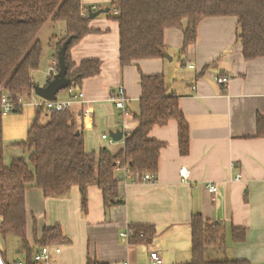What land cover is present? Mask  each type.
I'll use <instances>...</instances> for the list:
<instances>
[{"label":"crops","instance_id":"crops-1","mask_svg":"<svg viewBox=\"0 0 264 264\" xmlns=\"http://www.w3.org/2000/svg\"><path fill=\"white\" fill-rule=\"evenodd\" d=\"M111 1L82 0V4L99 9ZM105 15L91 20L88 26L95 32L70 49L76 66L87 60L100 62L97 76L72 88L83 95L69 112L83 128L85 151L98 152L105 148L112 155L120 152L123 139L109 143L102 137L124 129L130 132L137 126L134 117L139 113L141 76L162 75L178 98L188 124L189 152L187 156L179 154L175 121L152 128L148 137L164 143L157 174L153 175L155 180L131 181L127 176L118 185L124 204L111 208L104 207L96 186L89 187L85 215L78 188L73 187L64 198H44L41 190L28 185L25 208L29 247L34 252L38 249L33 242V225L37 239L44 228L59 225L72 242L61 245L60 253L53 254L47 263L38 264H87L88 258L103 264H152L150 253H156L162 264H188L190 218L194 213L222 223L225 228L224 246L207 249L206 262L234 260L264 264V139L256 137L257 116L264 115V57L245 62L241 45L236 41V19L218 17L199 22L196 41L183 55L179 51L186 21L180 29L165 30L164 58L138 60L121 68L118 25ZM61 38L54 34L43 45L38 35L42 57L39 70L32 74L35 86L44 87L48 78L56 74L55 50ZM220 76L228 78L226 85L216 82ZM118 87L124 90L128 116H123L111 100L112 92ZM1 94L0 88V97ZM67 99V91L63 98H57ZM42 100L32 90L29 96L21 97L19 113L1 115L6 167L14 159L28 157L18 145L26 140L35 116L34 104ZM84 110L89 111L88 117H83ZM181 168L189 171L188 181L180 180ZM238 176L241 179L236 181ZM210 185L217 188L214 194L207 191ZM130 225L152 226L155 234L146 244L125 241L120 234ZM232 228L245 231L244 242H232ZM11 238L0 236V252L5 253L9 263L16 264L23 257L14 256ZM16 252L21 253L18 245Z\"/></svg>","mask_w":264,"mask_h":264},{"label":"trees","instance_id":"trees-1","mask_svg":"<svg viewBox=\"0 0 264 264\" xmlns=\"http://www.w3.org/2000/svg\"><path fill=\"white\" fill-rule=\"evenodd\" d=\"M110 7L116 14L105 16L118 25L121 68L138 60L164 58L165 30L180 29L186 21L184 42L179 51L183 55L186 48L195 43L197 26L205 18H235L236 41L241 45L244 61L264 57V0H112ZM89 8L99 10L85 7L82 0H0V88L15 113L22 109L20 97L29 96L35 86L32 74L39 70L42 57L38 35L47 23L64 26V36L56 45V58L62 44L68 38L71 40L64 62L66 77H76V80L64 91L76 89L83 80L99 74V61L87 60L76 66L70 57V49L95 32L88 26ZM140 87L139 113L134 117L137 126L125 134L124 147L115 155L105 148L86 152L83 128L69 111L36 107L26 140L18 145L28 157L14 159L8 167L4 165V142L0 133V236L17 239L23 253V259L18 262L38 264L33 261L35 249L29 247L26 236L25 190L28 185L41 190L44 198H64L73 187L78 188L80 207L85 215L89 187L96 186L100 190L105 208L117 207L124 204L118 185L127 176L131 181H140L146 174H157L159 152L164 143L148 137L152 128L175 121L179 154L188 155V124L178 106V98L171 93L163 76H141ZM256 137L264 139V115L257 116ZM126 170L127 176L124 175ZM128 229L131 231L128 240L136 244L148 243L155 234L149 225H130ZM190 229L188 264H249L234 260L206 262L207 249L225 244L222 223L205 220L200 213H194ZM33 233L35 248L72 243L59 225L44 228L39 239L33 225ZM231 240L234 244L244 242L245 231L232 228ZM0 261L13 264L1 252ZM87 264L103 263L88 258Z\"/></svg>","mask_w":264,"mask_h":264},{"label":"built area","instance_id":"built-area-1","mask_svg":"<svg viewBox=\"0 0 264 264\" xmlns=\"http://www.w3.org/2000/svg\"><path fill=\"white\" fill-rule=\"evenodd\" d=\"M116 14V12H114ZM56 69H57V62L55 63ZM192 68V67H190ZM216 82L220 85H226L228 83V78L225 76H220L216 79ZM68 99L65 101H46L42 100L38 103H35V107H43L45 110L48 111H56V112H63V111H69L71 106L76 103L80 102L83 98V95L80 91H74L73 89H69L68 91ZM111 100L114 103L115 107L119 109L123 116H128V107L126 104V99L124 96V90L122 87H118L115 92H112ZM19 102L21 103V97L19 99ZM0 110L1 115L5 116L10 113H15L12 107V104L8 101L6 94L2 93L0 97ZM89 111L84 110L83 117H88ZM122 133L126 134L127 130H122ZM103 140H107L109 143L112 142V139L108 137L107 135H104L102 137ZM128 171H124V175H128ZM179 176L181 181H188L190 178V173L186 168L179 169ZM241 179V176H238L236 178V181H239ZM155 179L153 175L146 174L141 178V182H153ZM208 193L214 194L217 191V188L215 185H210L207 188ZM131 235V231L129 229L120 234V238L124 239L125 241L129 238ZM60 253V246H42L38 248L34 255H33V261L36 263H47L51 256L53 254H59ZM150 259L152 261V264H162V261L158 257L156 253H150ZM16 264H21L20 262Z\"/></svg>","mask_w":264,"mask_h":264},{"label":"water","instance_id":"water-1","mask_svg":"<svg viewBox=\"0 0 264 264\" xmlns=\"http://www.w3.org/2000/svg\"><path fill=\"white\" fill-rule=\"evenodd\" d=\"M109 8L106 9H100L98 11H92L91 8L88 9V20H93L97 17H99L102 14H107L109 12ZM71 40L68 38L61 46L60 50L58 51L57 55V72L56 74L52 77L50 81L46 83L44 87H39V86H34L33 91L35 95L43 100L46 101H55L57 100V94L60 93L61 91L65 90L68 88L75 80L76 77L72 78H67L66 73H67V68L64 62L65 58V52L70 44ZM110 138L118 142L122 140L123 135L122 132L116 131V132H111L109 134ZM1 264V261H0Z\"/></svg>","mask_w":264,"mask_h":264},{"label":"rangeland","instance_id":"rangeland-1","mask_svg":"<svg viewBox=\"0 0 264 264\" xmlns=\"http://www.w3.org/2000/svg\"><path fill=\"white\" fill-rule=\"evenodd\" d=\"M106 8H110V11L107 13V14H111V15H113V14H115L114 12H116V11H114L113 10V8L112 7H110V4L108 5V6H105V5H100V7H99V10L100 9H106ZM114 11V12H113ZM91 20H89V22H90ZM61 31H63L61 34H60V32ZM54 34H58L59 36H64V26H63V24H61V23H56V24H53L52 26H48V25H46L42 30H41V32H40V34H39V37H40V40L42 41V43H43V45H45L46 43V39H48V40H50L49 39V37H53V35ZM65 93H66V91H61L60 92V94L57 96V98H63L64 96H65ZM122 135L123 136H125V134L124 133H122ZM122 138H124V137H122ZM12 240V242H13V245L11 246V248L14 250V256L15 257H23V253H17L16 252V249H17V239L16 238H11Z\"/></svg>","mask_w":264,"mask_h":264}]
</instances>
